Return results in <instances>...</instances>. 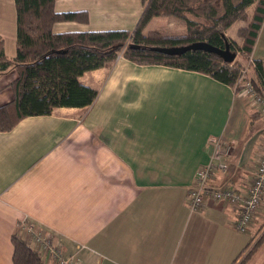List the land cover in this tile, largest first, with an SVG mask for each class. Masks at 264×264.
<instances>
[{"label":"crops","instance_id":"obj_1","mask_svg":"<svg viewBox=\"0 0 264 264\" xmlns=\"http://www.w3.org/2000/svg\"><path fill=\"white\" fill-rule=\"evenodd\" d=\"M54 9L89 16L88 23L57 22L55 34L133 32L144 2L56 0ZM247 24L235 22L228 38L241 43L238 31ZM149 31L178 36L187 27L178 18L154 17ZM0 38L15 57V0H0ZM252 56L264 67V26ZM17 76L15 68L0 72V104L14 99ZM79 80L98 92L88 108H56L0 132V264H13L14 234L31 238L28 223L77 264H264V243L244 263L258 225L241 233L224 203L197 211L188 203L199 168L210 161L212 138L234 143L230 172L216 176V186L246 191L264 150V124L234 87L124 57Z\"/></svg>","mask_w":264,"mask_h":264},{"label":"trees","instance_id":"obj_2","mask_svg":"<svg viewBox=\"0 0 264 264\" xmlns=\"http://www.w3.org/2000/svg\"><path fill=\"white\" fill-rule=\"evenodd\" d=\"M56 0H15L17 9V54H5L0 38V72L17 71L12 84L13 102L0 108V132L12 130L20 120L47 116L56 108H87L98 92L85 86L80 76L111 66L123 57L143 65H161L208 75L220 83L236 86L240 55L252 56L264 26V0H143L144 11L136 29L65 32L55 34L57 22L88 23L86 12H56ZM256 4L248 17V8ZM154 17H174L185 22V35L166 36L159 31L145 32ZM247 21L238 31L241 43L226 32L237 21ZM207 43L219 49L230 46L237 57L226 62L222 56L202 49L168 54L162 49ZM249 59V57H248ZM256 89L264 94V67L255 62ZM259 80V81H258ZM13 264H48L30 241L14 234ZM264 243H256L244 263Z\"/></svg>","mask_w":264,"mask_h":264},{"label":"built area","instance_id":"obj_3","mask_svg":"<svg viewBox=\"0 0 264 264\" xmlns=\"http://www.w3.org/2000/svg\"><path fill=\"white\" fill-rule=\"evenodd\" d=\"M122 57L123 54L121 53L118 59ZM246 79L247 72H244L242 80H244L243 90L245 94L249 95L256 105L264 106V94L261 95L256 90L251 79ZM211 142L217 146L211 153L209 163L200 167L196 174L195 183L189 190V207L197 211L202 209L211 199L216 202H223L229 207L231 205L238 207L241 209V215L237 212L238 217L234 221V228L239 232L247 233L257 220L258 211L264 205V152L257 159V167L253 176L250 180L247 179L246 191L238 190L232 186L216 188L210 185V181L217 175H224L223 172L229 168L227 163L229 150L218 146L223 143L220 139L212 138ZM23 227H26L27 233L31 235V241H29L41 252L48 264H77L71 259H66L60 248L54 246L42 232L36 231L34 223L24 224Z\"/></svg>","mask_w":264,"mask_h":264},{"label":"rangeland","instance_id":"obj_4","mask_svg":"<svg viewBox=\"0 0 264 264\" xmlns=\"http://www.w3.org/2000/svg\"><path fill=\"white\" fill-rule=\"evenodd\" d=\"M156 28H159L160 29V27H156ZM154 30H157V29H154ZM160 32V31H159ZM161 32H163V33H165V34H171V33H168V31H161ZM229 35L232 37V38H234V39H238L236 36H235V34H234V29H231L230 31H229ZM176 36V35H175ZM123 54V53H122ZM248 57H249V59H248ZM120 59H122V58H120ZM120 59H117L116 61H119ZM256 61V59L253 57V56H243V55H240V57H239V63L241 64V65H239V66H237L236 68L239 70V77H238V80H237V83H236V86H234V88H235V91H236V94H238V95H240V96H242L241 98H244L246 101H247V105L249 106V108L251 109V111H252V116L255 118V117H257L258 119H261L262 120V122L261 123H263L264 124V106H259V105H256L255 103H254V101L252 100V98L249 96V95H246L245 94V91L243 90L244 89V80H242V74L244 73V72H247V79L246 80H249V79H252L253 77H254V72H253V68H254V71H255V62ZM2 73V72H1ZM252 81V80H251ZM253 83V82H252ZM255 86V85H254ZM255 88H256V86H255ZM257 90V89H256ZM258 91V90H257ZM259 92V91H258ZM260 93V92H259ZM261 94V93H260ZM261 95H263V94H261ZM11 102H13V99H12V101ZM11 102H9V103H6V104H0V108L1 107H3V106H5V105H7V104H10ZM89 107V106H88ZM87 107V108H88ZM252 117V118H253ZM220 141L221 142H223L221 145H218L219 147H221L222 149H228L229 150V157L227 158V163L229 164V161H230V159H231V157H232V155H233V152H234V143L233 142H231L230 140H227V139H223V138H220ZM210 146H211V149H212V151H214V149L216 148V144L214 143V142H211V140H210ZM263 152H264V150L260 153V154H263ZM259 154V155H260ZM259 155H258V157H257V159L259 158ZM230 172V166H229V168H227V171L226 172H223L224 173V175H228V173ZM217 176H219V175H217ZM214 178L212 179V181H210V185L211 186H213V187H216V188H221V187H225V186H232V185H223V186H216V185H214L213 184V182H214ZM233 187V186H232ZM235 188V187H234ZM189 194V193H188ZM210 202L211 203H223V202H216V201H214V200H210ZM209 202V203H210ZM206 206V204L202 207V208H204ZM231 207L232 208H234V209H230L232 212H234L235 214H236V216H235V218H234V221H235V219L238 217V213L237 212H239V215H241V209H238V207H235V206H232L231 205ZM190 208V207H189ZM262 208L263 207H261V209H260V211H258V214H257V220L252 224V226L250 227V230L247 232V233H249L251 230H252V228H254V230H256L257 229V225H258V229L256 230L257 232H255V234H254V238H253V241L255 242V244L253 245V247L256 245V243L257 242H259L262 238H263V236H264V224H260V222L261 221H264V217H262V218H260L261 216H262ZM256 222H258V223H256ZM256 223V224H255ZM239 232V231H238ZM241 233H245V232H241ZM254 233V232H253ZM18 236L19 237H21V238H23V236H22V233H21V231L18 233ZM24 239V238H23ZM31 241V239L29 238L28 239V241ZM31 243V242H30ZM31 246H33V247H35L34 246V244L33 243H31L30 244ZM249 254V253H248ZM248 256V255H247ZM246 256V257H247ZM246 257H244V258H246Z\"/></svg>","mask_w":264,"mask_h":264},{"label":"water","instance_id":"obj_5","mask_svg":"<svg viewBox=\"0 0 264 264\" xmlns=\"http://www.w3.org/2000/svg\"><path fill=\"white\" fill-rule=\"evenodd\" d=\"M191 49H193V50L202 49L205 51L216 53V54L222 56L226 62H230V63L234 62V60L237 57L236 53L231 52L229 45H227L226 49H219V48L213 47L207 43H195V44H191V45H188L185 47L162 49V51H165L168 54L173 55V54H180L182 52H185V51L191 50Z\"/></svg>","mask_w":264,"mask_h":264}]
</instances>
